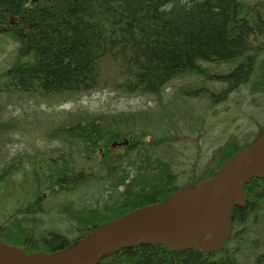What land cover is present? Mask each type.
Returning <instances> with one entry per match:
<instances>
[{"label":"trees","instance_id":"trees-1","mask_svg":"<svg viewBox=\"0 0 264 264\" xmlns=\"http://www.w3.org/2000/svg\"><path fill=\"white\" fill-rule=\"evenodd\" d=\"M5 37L16 47L15 57L0 68V153L4 157V133L10 127L2 123L1 113L11 99L19 103L24 96L43 98L52 105L55 96L69 98L103 88L159 95L171 79L188 72L208 75L225 85L218 100L220 94H210L214 102L226 100L247 82L253 93L264 95V1L0 0V39ZM203 61L233 66L208 73L200 65ZM207 93L196 88L187 96ZM50 118L41 125L50 124L47 131L54 130L53 137L64 149L28 158L35 194L26 209L15 210L7 224L0 225V238L9 244L28 252H54L106 221L163 201L189 183V177L173 170L177 156L152 158L154 151L149 153L154 142H176L153 136L165 127L150 112L138 120L133 113L112 117L66 113ZM152 122L155 129H148L152 133L143 129ZM147 137L154 142L142 141ZM123 139L128 144L119 151L114 145ZM249 142L240 145L232 137L214 153L212 166L192 183L213 175ZM5 163L0 164V184L13 169ZM87 187L102 194V204L78 208L60 203L57 209L59 213L63 210L60 221L70 222L78 236L72 238L60 229L40 232L33 220L43 211V202H49V192L58 196ZM245 190L247 202L233 209L232 235L221 251H170L160 244H140L109 253L98 264H246L241 260L246 249L254 257H246L248 264H264V179H251ZM19 213L25 215L17 217Z\"/></svg>","mask_w":264,"mask_h":264},{"label":"rangeland","instance_id":"rangeland-1","mask_svg":"<svg viewBox=\"0 0 264 264\" xmlns=\"http://www.w3.org/2000/svg\"><path fill=\"white\" fill-rule=\"evenodd\" d=\"M242 1L252 4L264 0ZM15 47V42L9 37L0 39V68L15 57ZM200 65L207 68L208 73H221L232 67L233 63L217 64L203 61ZM251 85V82L244 83L232 91L226 100L216 102L222 97L218 92L225 85L208 79V75L188 72L171 79L159 95L126 94L116 89L103 88L78 93L75 97L55 96L52 105H48V101L43 98L40 100L27 96H24L19 103L14 99L8 100L4 104L1 121L10 128L8 133H4L6 156L0 153V164L6 160L5 165L11 163L13 169L6 181L0 184V225L2 226V223L6 225L10 214L24 206L26 209L28 207L26 205L33 201L36 187L33 184L35 180L31 174L33 172L28 158L40 153H53V149H60V153L63 152L64 144L53 137L54 130L47 131L49 123L45 122L41 125L43 120L50 117V120L55 117L58 119L59 115L66 113L75 115V113L85 114L86 112L92 117L103 115L112 117V115L133 113L138 116L136 119L138 120L141 114L150 112L157 118L158 124L165 127L162 133L156 132L153 136L176 142L161 144V142L155 143L149 137H147L149 140L142 139V141L154 142L155 146L149 153L154 151L152 158L170 159L177 156L172 161L173 170L178 171L180 176L186 175L191 182L195 178L202 177L208 165L212 166V157L219 147L232 137H235L240 145H245L261 128L264 122V95L259 92L253 93ZM196 88H200L202 93H208L200 94V96L193 94L188 97L189 92H194ZM212 93L217 96L220 94L215 102L213 98H210ZM34 126L40 130H34ZM143 129L153 130L155 124L153 122L147 124ZM117 141L115 148L123 151L128 141L124 139ZM187 169L188 172H185ZM89 185L91 182L87 183V186ZM56 195L58 196L51 195L49 192L46 196L49 202L44 201L43 211L34 217L33 221L42 233L60 229L72 238L79 235V233L76 234L77 230L70 222L64 219L60 221L64 215L63 210L60 213L57 211L62 207L60 203L64 207L70 205V207L78 208L82 205L88 207L103 203L102 194H94V189L90 187L73 194L59 192ZM17 215L22 218L25 214ZM246 257L254 259L250 249H246L245 258L241 259L248 264Z\"/></svg>","mask_w":264,"mask_h":264},{"label":"water","instance_id":"water-1","mask_svg":"<svg viewBox=\"0 0 264 264\" xmlns=\"http://www.w3.org/2000/svg\"><path fill=\"white\" fill-rule=\"evenodd\" d=\"M252 178L264 179V128L213 176L106 221L70 246L28 253L0 238V264H98L108 253L140 244L219 252L232 232V210L246 203Z\"/></svg>","mask_w":264,"mask_h":264},{"label":"bare ground","instance_id":"bare-ground-1","mask_svg":"<svg viewBox=\"0 0 264 264\" xmlns=\"http://www.w3.org/2000/svg\"><path fill=\"white\" fill-rule=\"evenodd\" d=\"M258 179H261V178H258Z\"/></svg>","mask_w":264,"mask_h":264}]
</instances>
